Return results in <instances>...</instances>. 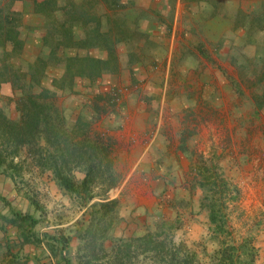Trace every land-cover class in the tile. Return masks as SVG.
I'll return each instance as SVG.
<instances>
[{
  "label": "rangeland",
  "instance_id": "obj_1",
  "mask_svg": "<svg viewBox=\"0 0 264 264\" xmlns=\"http://www.w3.org/2000/svg\"><path fill=\"white\" fill-rule=\"evenodd\" d=\"M28 1L39 3L37 26L24 24L18 10ZM148 1L0 0V112L19 120L31 97L53 106L73 143L89 137L108 147L114 174L109 179L102 168L94 198L66 191L44 160L47 147L57 154L58 146L41 132L18 153L0 140V194L39 219L37 237L70 238L67 249L42 242L49 251L43 264H121L119 239L149 232L181 255L195 254L184 264H216V252L231 238L251 240L254 264H264V0H158L160 9L137 8ZM177 1L186 7L176 9ZM174 27L166 72L164 47ZM155 28L165 31L162 41L149 33ZM82 155L83 163L75 157L67 167L77 185L88 165L89 154ZM204 175L219 186L224 179L227 188L220 194L203 186ZM140 180L151 183V195L149 188L142 193L148 209H127L120 201L144 190ZM104 199L118 201L113 225L105 240L88 244L92 204ZM212 209L225 235L212 225ZM0 213L10 216L2 201ZM0 225L7 231L0 230V261L9 264L7 245L18 249L22 238L16 226L2 219ZM17 253L15 264H28L31 257ZM133 255L124 264H166Z\"/></svg>",
  "mask_w": 264,
  "mask_h": 264
},
{
  "label": "trees",
  "instance_id": "obj_2",
  "mask_svg": "<svg viewBox=\"0 0 264 264\" xmlns=\"http://www.w3.org/2000/svg\"><path fill=\"white\" fill-rule=\"evenodd\" d=\"M52 109L53 106L44 105L31 97L29 105H26L25 111L22 113L19 120H12L4 117L2 112H0V140L14 146V152L18 153L22 145L31 144L36 140L35 138H37V136L39 137L41 132H44L48 142L51 143L52 140H54L53 143L58 146L57 150L59 153L57 154L51 152L52 150L47 147L46 151H48L49 159L45 158L44 160L47 162V165L52 166L60 187L70 193H78L80 190H83L86 195H89L94 190L95 177L98 176V174H102V168L105 169L103 173L107 175L109 179L114 178L110 151L105 144L100 145L92 141L89 137H82V140L80 139L77 143H73L71 136L67 133L64 121L58 114H51L50 110ZM41 126H43L44 130ZM82 153L84 155L89 154L86 159L88 165L86 167V176L84 180L81 182V185H77L69 175L67 167H70V165H68L69 160L72 161L75 157H79L81 163H83L84 158ZM4 162L5 159L0 158V165ZM100 163H105L106 165H100ZM205 170L206 172L211 171L209 167H206ZM204 176V178L208 180V183H202L203 186L206 187L210 184L209 188L211 190L218 187L220 194L224 192L223 188H227V182L224 179L219 180L222 183L220 184L221 188L217 183L210 182L212 177ZM103 181L106 182L105 179H102L101 184H103ZM115 185V181H112L105 191H108ZM88 198H94V195L91 194ZM0 201L4 202L10 211V216L0 213V219L18 228L22 243L39 244L46 241L52 251L55 248L54 244L58 243L61 244L63 249L69 247L70 238L65 235L58 237L46 234L44 238L37 237L34 230L36 225L40 222L39 219L31 214H23L17 211L10 201L1 194ZM117 207L118 201L115 199H104L101 202L92 204L93 210L90 212L89 224L84 231V238L88 244H97L99 241L106 239L108 231L113 225V214L116 212ZM210 220L212 225L218 228L216 232L225 235L226 231L222 224L218 225L219 218L213 209L211 211ZM0 230L7 234V231L2 225H0ZM119 240L121 245H123V248L117 252V258L120 260L121 264H124L123 259H126L130 255L132 256V253L134 254L133 257L146 255L150 256L153 261H163L166 264H184L188 256L194 257L195 255L194 253L191 254L188 250H185L184 254L181 255V250L179 251V249L172 248L167 244V240H160V237H157V234L153 232H149L140 237L132 236L129 238H120ZM239 249H242L247 255V259H241L238 253ZM255 256L256 250L251 240L237 243L235 238H231L223 242V246L216 252L215 260L217 261L216 264H254ZM11 264L13 263L11 262Z\"/></svg>",
  "mask_w": 264,
  "mask_h": 264
},
{
  "label": "crops",
  "instance_id": "obj_3",
  "mask_svg": "<svg viewBox=\"0 0 264 264\" xmlns=\"http://www.w3.org/2000/svg\"><path fill=\"white\" fill-rule=\"evenodd\" d=\"M159 2L160 1H158V0H153L152 2L151 1H148V3L147 2H144L143 4L144 5L147 4L146 6H140L139 5V7H137V8H144V9H150V8L151 9H157L158 8V9H160L162 7V2H160L161 4ZM225 2H227L228 4H234V3H236V0H225ZM238 2H240V0H238L237 3ZM25 3L26 4H25L24 8H20V9L18 8V10H22L21 12L24 15L23 23L26 24V25H29V26H35V25L37 26L38 25L37 24L38 22L35 21L36 22L35 23L33 21V18L34 17H39L38 16V13L40 11H37L34 8L37 4H39L38 1H35V4L32 3V5L29 4L30 1L25 2ZM136 5H138V4H136ZM184 7H186V5L185 6H181L180 1H177L176 9H184ZM185 11L186 10H184V12ZM181 16H183V14ZM25 17H26V19H25ZM176 18L178 19V14H177ZM42 20H43V18L41 17V22H42ZM156 22H158V21H156ZM176 22H177V20H176ZM229 22L231 23V19H229ZM158 24L161 27V25H160L159 22L156 25H154V26L156 27V26H158ZM149 33L151 35H154L156 37L155 38V42L162 41L164 39V36H165V31L162 32V30H160L158 28L152 29V31L149 30ZM217 38L219 39V36ZM174 39H175V27L173 29V34H172V36L170 38V41H169V46H168V43H167L165 45V47H164L166 49H169V52H168V65L165 68L166 69V72L171 67L170 66V63H171V55H172L173 48H174ZM180 39H181V36H180V38H178L179 44L176 45V48H178V46L181 44V40ZM215 39H216V37H214L213 39H212V37H208L206 40L209 41V42L217 43L218 42V39H216V40ZM35 40L36 41L37 40L39 41L38 42L39 45L41 44V41L39 39H33V41H35ZM158 58L155 56V59H158ZM150 67L151 66H148L147 69L151 71ZM135 152H136V150H134V153ZM133 164H134V166H136L135 165V161L133 162ZM136 164H137V162H136ZM133 170H135V169H133ZM129 178H130V175L126 178V180H124L123 182L120 183V185L116 188L115 191H113V194L112 195H113L114 198L119 197L120 192H124L125 191V186H126L127 182L129 181ZM150 184H151L150 182L148 184H146V182L144 180H140L137 183V185L140 188H144V190L138 191L135 195L133 194L134 196L133 195L132 196L128 195V197L121 199L120 203L122 205L124 204L125 206H127V207H125L127 209H129V208L135 209V207H138L139 210H147L148 209L147 208L148 207V205H147L148 202H147L145 196L142 193H145V192L150 191V195H151L152 190H151L150 187H147V185L149 186ZM147 188H149L148 191H146ZM1 239H2V237H1ZM7 246H9V247H7V250H8L7 257L8 256L9 257H8V262H6V263L11 264V262H12L13 264H15V260H18L17 250H20V253L21 254H24L26 256L31 257V258H29L30 260L28 261V264H37V263L43 264L47 260L49 261V258L48 259L45 258V257H47L46 255L49 254V251L46 249V247H45V245L43 243H42V245L41 244H36L35 245V244H32V243H28V244H23L22 243V247H19L18 249H17V247H15V249H13L11 245H7ZM10 248H11V251H10ZM3 259H4V257H3ZM1 262L2 261H0V264H1Z\"/></svg>",
  "mask_w": 264,
  "mask_h": 264
}]
</instances>
